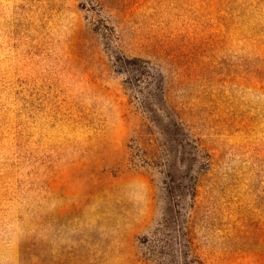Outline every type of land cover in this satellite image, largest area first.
<instances>
[{
    "label": "rangeland",
    "instance_id": "rangeland-1",
    "mask_svg": "<svg viewBox=\"0 0 264 264\" xmlns=\"http://www.w3.org/2000/svg\"><path fill=\"white\" fill-rule=\"evenodd\" d=\"M144 67L207 155L180 210ZM177 209L202 264H264V0H0V264H154Z\"/></svg>",
    "mask_w": 264,
    "mask_h": 264
},
{
    "label": "trees",
    "instance_id": "trees-1",
    "mask_svg": "<svg viewBox=\"0 0 264 264\" xmlns=\"http://www.w3.org/2000/svg\"><path fill=\"white\" fill-rule=\"evenodd\" d=\"M132 69L138 76H141L146 83V87L139 88L137 91L141 97V106L149 114V121L157 130V138H145L147 134L154 136L151 133L152 129L148 124H144L139 130L137 140L150 146L148 153H143L144 156L154 161L156 165L163 169L165 177L166 192L172 200H175V205L180 210V204L184 196H195L197 177H193L191 185L185 186L180 179V173H189L192 170L197 173L205 166L204 160L207 155L199 143L190 134L187 126L179 120L174 112L167 107L165 89L162 81L159 84L158 93L151 92L150 81H145V75L151 78L153 74L149 68ZM147 78V79H148ZM140 82V79H138ZM149 90V91H148ZM149 140L154 141L149 143ZM184 169V171H183ZM174 211L171 221L165 218V222L157 229L154 235V241L151 242L150 254L157 258L154 264H202L196 257L194 245L190 237V227L187 220L182 218L180 211Z\"/></svg>",
    "mask_w": 264,
    "mask_h": 264
}]
</instances>
